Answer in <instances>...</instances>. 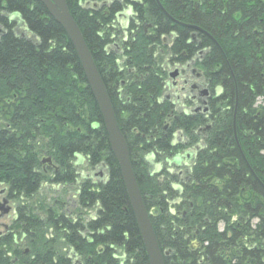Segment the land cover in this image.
I'll return each mask as SVG.
<instances>
[{
	"label": "trees",
	"instance_id": "trees-1",
	"mask_svg": "<svg viewBox=\"0 0 264 264\" xmlns=\"http://www.w3.org/2000/svg\"><path fill=\"white\" fill-rule=\"evenodd\" d=\"M65 1L105 85L159 248L169 252L164 264H260L264 19L259 35L247 38L243 32L235 38L233 32L248 27L250 34L249 26L264 13V1L213 0L216 8L210 15L205 13L210 0H199L202 6L196 0H158L175 19L211 31L220 45L212 47L214 65L220 69L205 70L219 86L213 124L187 166L167 164L184 148L171 145V131L183 128L188 145L194 146L198 137L193 130L200 119L182 116L169 132H161L164 107L155 100L162 94L166 73L155 69L152 57L159 39L134 25L151 21L163 31L170 21L156 1L122 0L136 15L126 29L115 23L124 7L117 0L100 10L84 6L100 0ZM242 13L251 16L241 25L235 20ZM183 39L180 35L174 45L182 47ZM114 41L122 48L125 64L140 69L135 70L137 77L126 78L121 98L117 89L127 70H118L117 58L105 49ZM144 67L148 69L141 70ZM138 74H143L141 80ZM42 152L56 170L40 164ZM77 154L83 155L90 172L103 170L102 177L79 178ZM0 183L8 187L6 198L16 203L10 233L0 237V264H73L75 257L80 264H149L76 53L38 0H0ZM45 183L72 186L78 208L68 211L58 198L52 205L30 203L29 197ZM93 208L90 219L78 212Z\"/></svg>",
	"mask_w": 264,
	"mask_h": 264
},
{
	"label": "flooded vegetation",
	"instance_id": "flooded-vegetation-1",
	"mask_svg": "<svg viewBox=\"0 0 264 264\" xmlns=\"http://www.w3.org/2000/svg\"><path fill=\"white\" fill-rule=\"evenodd\" d=\"M261 1L263 2L264 0ZM196 3L198 6L203 5L199 0H196ZM130 6L132 12L127 16L128 25H131V22L136 16L131 4ZM205 6L207 8L205 13L210 15L215 13L216 4L213 0H210ZM160 10L162 15L170 21L167 26L162 27L163 31L158 30L156 25L151 21L143 25L135 22L134 25L136 29L141 28L144 34L159 39V44L152 52V57L157 66L155 69L163 70L162 72L166 73L161 83L162 94L155 100L158 105L164 107V109H162V114H164V116L162 119L163 126L161 132H169L174 123L181 120L182 116H197L200 119V124L193 130L198 137V142L194 146L188 145V137L183 128L177 127L171 131V145L177 146L180 144L184 146V148L175 153L172 160L167 164L170 166L177 165L176 162L179 161L177 166H187L186 164H189L194 154L200 149L203 142L202 136L205 135L206 131L213 124L214 104L219 95V86H214L213 79L209 76L210 72L206 74L205 70L220 69H217L214 65L212 51V47L214 45L218 47V45L211 31L202 28L195 22L179 21V19L172 17L163 7L160 8ZM224 12V10H221V13ZM250 16V13H242L241 19L238 18L239 20L235 21L242 25V23L249 20ZM257 18L258 19L253 21L255 24L249 26L250 34L247 33L249 31L248 27L246 30L241 27L238 30H234L233 37L236 38L237 36H241L243 32H246L245 35L247 38L251 37L252 34L259 35L260 31L258 28L262 26L264 13L259 12ZM179 28L186 29L185 34H181ZM180 35H183L184 38V45H182V47L176 46V44L174 45ZM255 39L262 41V39L257 36H255ZM109 52H112L115 58H117L118 70L122 72H124L123 70H127L124 74L125 78H123L117 89L118 96L121 98L124 96L123 86L126 83V78L130 75L137 77L135 70L140 69L127 66L124 59L120 57V54L116 53V51L110 49ZM225 63L230 70V65L226 60ZM147 69V67H144L141 70ZM138 77L141 80L143 74H138ZM128 100L127 98V101ZM186 152H192L189 160L184 156ZM12 212L13 221L16 217L15 209ZM10 227L11 226L7 225L4 226V231H0V237L8 235V233H10ZM250 227H254L253 224ZM49 233H51V229H49ZM22 244H24V242H21V245ZM26 252L27 249H25L24 253L26 254ZM15 261L16 260H12V262ZM260 264H264V257H261Z\"/></svg>",
	"mask_w": 264,
	"mask_h": 264
},
{
	"label": "water",
	"instance_id": "water-1",
	"mask_svg": "<svg viewBox=\"0 0 264 264\" xmlns=\"http://www.w3.org/2000/svg\"><path fill=\"white\" fill-rule=\"evenodd\" d=\"M38 1L45 7L46 11L54 19V21L61 26L68 41L71 43L76 53L87 86L89 87L93 95L94 101L98 107L102 123L107 135L109 148L118 164L121 179L125 187L132 214L134 216L140 233L146 256L148 258V263L164 264L163 257L169 252H162L159 248L152 224L150 222L149 213L145 208L141 193L137 185L136 178L132 170L125 138L119 129L105 85L95 66L94 60L85 43L82 33L77 23L73 19L72 15L70 14L65 0ZM106 3H108V0H104L99 3L88 2L87 4L91 5V7H94L95 9H98L99 5ZM157 4H159L158 1ZM128 15V11L124 13L121 12L120 14L121 17H126ZM12 17L17 18L16 16ZM235 111L236 109H234L233 112V126L235 124ZM190 155L191 153L188 152L185 156L189 157ZM78 160V162L82 161L80 155H78ZM40 163H46L49 168H52L54 170L57 169V166L53 164L49 156L42 157ZM7 202V199L4 198L3 202L0 203L1 214L10 211V207L6 205ZM69 254L70 256L75 255L73 251H70ZM73 264H80L77 257H75Z\"/></svg>",
	"mask_w": 264,
	"mask_h": 264
},
{
	"label": "rangeland",
	"instance_id": "rangeland-1",
	"mask_svg": "<svg viewBox=\"0 0 264 264\" xmlns=\"http://www.w3.org/2000/svg\"><path fill=\"white\" fill-rule=\"evenodd\" d=\"M216 44L219 45L218 41L215 40ZM220 46V45H219ZM223 47L226 48V44H223ZM230 48V47H229ZM172 71V70H170ZM260 103V100H258L256 102V104H259ZM129 154V152H128ZM47 156L45 154V152H42L40 154V157H45ZM82 158H83V155H81ZM40 158V159H41ZM78 158L75 159V161H77ZM54 164V162H53ZM77 167V171L80 173V177L79 178H82L84 175H93L95 174L94 176L96 177H92L93 179H98V175L100 174V171H102V173L104 172L103 170L101 169H95L93 170L92 172H90V170H88L85 166V159L83 158V161L82 163H77L75 164ZM45 166V165H44ZM132 166V165H131ZM133 170V169H132ZM7 185L5 184H1L0 183V203L3 202V198L7 197ZM73 194H75V189L72 188V186H67V185H53V184H41L39 190L34 193L32 196L29 197V202L32 203V204H36V203H39V202H42L44 203L45 205H52V202L51 200L54 199V198H58V199H62L64 200L65 202V206H64V209L68 210V211H73V210H76L78 208V205L76 203V197L73 196ZM241 196V199L243 198V195H240ZM260 198V197H259ZM7 199V198H6ZM262 199V202L264 204V198H261ZM7 204L9 207H12L10 208V211L7 212V213H4V214H1L0 213V231H4V226H10L13 221H12V211L15 209V201L13 200H8L7 199ZM95 211L96 209H90V210H81V211H78V212H82V214L85 216V218H88L90 219L91 217L94 216L95 214ZM256 222V219L253 220L251 222V224H254ZM218 228L221 230L223 228V225L222 224H219ZM22 248L26 247L25 245H21ZM25 250V249H24ZM25 254V253H24ZM116 254L118 257H121L123 255L122 253V250L117 248L116 250Z\"/></svg>",
	"mask_w": 264,
	"mask_h": 264
},
{
	"label": "bare ground",
	"instance_id": "bare-ground-1",
	"mask_svg": "<svg viewBox=\"0 0 264 264\" xmlns=\"http://www.w3.org/2000/svg\"><path fill=\"white\" fill-rule=\"evenodd\" d=\"M114 0H109L108 2H109V4H111L112 2H113ZM117 1H119L120 3H123V5H125L126 3H124L122 0H117ZM128 4V3H127ZM158 6H159V4H158ZM161 6V5H160ZM159 6V7H160ZM160 8H162V6L160 7ZM11 18H13L12 16H11Z\"/></svg>",
	"mask_w": 264,
	"mask_h": 264
}]
</instances>
